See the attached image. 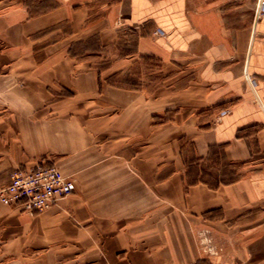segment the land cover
I'll return each mask as SVG.
<instances>
[{
  "label": "crops",
  "instance_id": "1",
  "mask_svg": "<svg viewBox=\"0 0 264 264\" xmlns=\"http://www.w3.org/2000/svg\"><path fill=\"white\" fill-rule=\"evenodd\" d=\"M263 4L0 0V264H264Z\"/></svg>",
  "mask_w": 264,
  "mask_h": 264
},
{
  "label": "built area",
  "instance_id": "2",
  "mask_svg": "<svg viewBox=\"0 0 264 264\" xmlns=\"http://www.w3.org/2000/svg\"><path fill=\"white\" fill-rule=\"evenodd\" d=\"M74 190L75 182L64 175L57 165L38 161L32 166L12 171L10 182L0 187V200L25 210L42 211Z\"/></svg>",
  "mask_w": 264,
  "mask_h": 264
},
{
  "label": "rangeland",
  "instance_id": "3",
  "mask_svg": "<svg viewBox=\"0 0 264 264\" xmlns=\"http://www.w3.org/2000/svg\"><path fill=\"white\" fill-rule=\"evenodd\" d=\"M259 3H260V2H259ZM151 64H152L153 66H152V65L149 66V64H146V63H145V65L143 66L146 74H148L149 72H151V71H150L151 68H152V67L154 68V67H156V65H157L156 62L151 63ZM155 81H156V79H155ZM161 81H162V80H161ZM148 84L152 85L151 83H148Z\"/></svg>",
  "mask_w": 264,
  "mask_h": 264
}]
</instances>
